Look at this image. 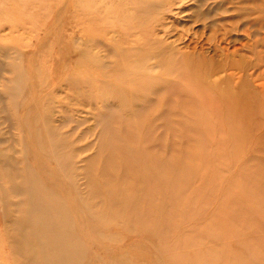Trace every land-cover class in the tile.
Wrapping results in <instances>:
<instances>
[{
  "label": "rangeland",
  "instance_id": "1",
  "mask_svg": "<svg viewBox=\"0 0 264 264\" xmlns=\"http://www.w3.org/2000/svg\"><path fill=\"white\" fill-rule=\"evenodd\" d=\"M0 97V264H264V0H0Z\"/></svg>",
  "mask_w": 264,
  "mask_h": 264
},
{
  "label": "bare ground",
  "instance_id": "2",
  "mask_svg": "<svg viewBox=\"0 0 264 264\" xmlns=\"http://www.w3.org/2000/svg\"><path fill=\"white\" fill-rule=\"evenodd\" d=\"M2 97H0V102H1V99ZM41 103V102H40ZM35 104H37V103H35ZM29 108V107H28ZM27 108V109H28ZM39 108V107H38ZM25 109H26V107H25ZM26 109V110H27ZM24 111V113H23V115H24V117L23 118H27L26 117V115H25V110H23ZM36 111V110H35ZM30 112V111H29ZM42 114V113H41ZM45 115L47 116V119L49 120V121H51V119H52V115L50 114V113H45ZM41 115H40V113H39V117H40ZM42 117V116H41ZM22 118V119H23ZM38 118V115H36V114H34V118H33V122H36V119ZM29 119V118H28ZM42 119V118H41ZM24 120V119H23ZM23 123V122H22ZM19 125L21 126V123L19 122ZM30 125V124H29ZM25 126V125H24ZM21 127H23V125L21 126ZM30 127V126H29ZM24 128V127H23ZM25 129V128H24ZM26 131V130H25ZM39 131H40V129H39ZM28 132H29V130H28ZM0 137H1V135H0ZM10 143V142H12V139L11 138H4V139H0V147H1V145L2 144H4V143ZM12 148V147H11ZM9 152H12V153H14L11 149H8V150H6L5 152H3L2 150H0V175L4 172V175H6L8 178L10 177L11 179H13V178H16V175H17V173L19 172V170L18 169H16V165H12L13 166V168H15V169H4V167H5V161H4V157L6 156V158H8V156H9ZM12 159H13V155L12 154H10V157H9V159H8V164L9 163H11L12 162ZM2 169H3V171H2ZM29 170H30V168H29ZM21 183H26L27 182V180H21L20 181ZM11 191L12 192H14V193H16L17 195H19L20 197H22V195H23V188L21 187V186H19V185H15V184H13L12 183V187H11Z\"/></svg>",
  "mask_w": 264,
  "mask_h": 264
}]
</instances>
